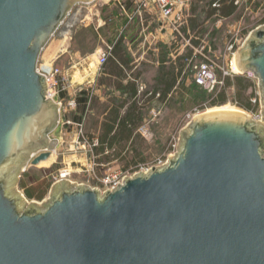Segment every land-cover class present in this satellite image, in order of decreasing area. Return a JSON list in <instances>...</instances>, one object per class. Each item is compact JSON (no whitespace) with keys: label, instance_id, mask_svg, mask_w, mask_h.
Instances as JSON below:
<instances>
[{"label":"water","instance_id":"1","mask_svg":"<svg viewBox=\"0 0 264 264\" xmlns=\"http://www.w3.org/2000/svg\"><path fill=\"white\" fill-rule=\"evenodd\" d=\"M94 1L0 0V264H264V28L236 55L258 78L262 121L197 116L167 165L114 191L62 181L41 205L17 192L59 146L41 55Z\"/></svg>","mask_w":264,"mask_h":264},{"label":"crops","instance_id":"2","mask_svg":"<svg viewBox=\"0 0 264 264\" xmlns=\"http://www.w3.org/2000/svg\"><path fill=\"white\" fill-rule=\"evenodd\" d=\"M100 1L105 4L101 10L100 27L88 24L78 29L70 42L67 41L70 34L56 39V33L40 60L55 62L68 70L69 79L77 90L75 100L78 105L70 115L71 119L79 123L87 116L85 133L97 143L94 151L99 161L109 165L104 172L129 171L148 163L143 152L150 133L145 137L141 129L149 131L152 111L184 102L182 88L183 85L189 87V76L186 65L182 67L179 61L184 60L189 51L182 43H172V31H160L155 15H147L146 20L141 17L129 19L128 15L135 10L130 0ZM212 1H197L191 5L184 33L191 31L202 36L204 25L213 20L216 24L224 21L218 15L207 18L194 11L195 5L208 11L212 8ZM84 13L83 7L78 6L67 20L71 19L70 24L76 26ZM89 34L94 36L97 44L86 52L83 47ZM108 46L113 47L112 56L99 73L97 52ZM76 64L80 67L76 68ZM81 93L89 95L86 108L79 103L83 98ZM80 115L83 118L78 121ZM58 131L64 134L62 128H58L55 134ZM52 137L63 140L59 136Z\"/></svg>","mask_w":264,"mask_h":264},{"label":"built area","instance_id":"3","mask_svg":"<svg viewBox=\"0 0 264 264\" xmlns=\"http://www.w3.org/2000/svg\"><path fill=\"white\" fill-rule=\"evenodd\" d=\"M130 1L133 3L135 10L133 13L128 15L129 19L132 20L135 17H141L142 19L146 20L147 15H155L157 17V21L160 23V31H172V43H182L183 47L191 53V58L186 59L187 72L189 73L190 71L194 70L196 84L203 87L209 93L215 95L219 93L225 86L224 79L226 77L245 76L248 80L253 82L259 91L257 94L258 100H253L254 104H256L257 101L259 102V112L256 114L247 113V115L256 122L262 121V101L258 78L252 72L243 73L240 71L237 65L236 55L255 30L264 28V23L260 24V26L253 30L249 35L248 33L244 34L245 30L238 31L236 33H230L224 52L220 57H218L216 56L214 48L205 40L204 37L191 31H187V33H184L183 31V29L188 26L191 2L200 1L203 3L204 1L211 2L212 0ZM244 3L248 5V0L235 1L236 6ZM78 6L83 7V9L86 11V14H84L87 20L93 22V20L97 18L99 19L97 21V25L98 27L101 26V10L105 4H103L100 0H95L90 4ZM220 7L221 4L219 1H212L213 9H219ZM246 11H248V9ZM71 15L72 13L69 15V17ZM145 23L146 21L144 24ZM112 52V46H108L105 50L97 52L99 73L102 71V68L106 65L109 58L112 56ZM40 63L41 60L39 62L38 71L47 80L49 96L59 105L61 113V122L59 128H62L65 135L63 140L58 139L59 146L52 155L54 158L56 156L61 157V166H63L62 169H60L56 175L53 176V186L58 182L67 181L71 185H86L92 189L100 190L101 193H106L107 191H114L118 187L124 185L125 179L133 178L140 173L147 174L155 168L167 165L169 160L176 156L180 144V134L178 138L174 140L171 148L167 149L162 156L155 159L154 161L139 165L129 171L108 170V172L106 171L103 173V175H100L102 174L101 170L108 169L109 165L99 161V156L94 151L97 143L92 142L85 133V122L87 120V116H85L79 123H76L71 119L70 115L77 110L78 105L75 100V93L77 90L74 88L72 81L69 79L68 70L57 66L55 62L41 63V66ZM77 67H80V65L76 64V68ZM206 110L207 112L209 111L207 108L205 110L197 108L194 110L195 114L189 115V118L193 117V120L195 117L203 115L202 113ZM161 113L162 110L152 111L151 120L153 121L154 119L158 118ZM191 121L188 123V125L191 123ZM141 134L147 137L149 135V131L146 128H142ZM106 154L109 155L110 153ZM68 155L73 156V159L67 161L66 157ZM38 156L39 154L33 155L32 159H35ZM78 157H84L85 164L81 165L83 168L82 170L73 171L71 167H76L79 164V159H77ZM28 167H32L31 164ZM77 173H88L94 182L91 184L89 181L77 182L73 180V175Z\"/></svg>","mask_w":264,"mask_h":264},{"label":"rangeland","instance_id":"4","mask_svg":"<svg viewBox=\"0 0 264 264\" xmlns=\"http://www.w3.org/2000/svg\"><path fill=\"white\" fill-rule=\"evenodd\" d=\"M259 1V0H258ZM263 1V0H261ZM249 2V0H248ZM260 2V1H259ZM195 3V1L191 2V5H193ZM191 9V6H190ZM248 9V11L245 12V14L241 17H239V15H237L236 17L233 18V20L227 21L226 23L224 22H220L219 24H209L208 26H210V28L207 26V28L212 31V29H214L213 27H216V29H220L222 33L218 36V48L215 51L216 56L220 57L225 49V45L228 42V37L230 36V33H236L238 31H243L245 30L248 35L255 30L258 26H260L261 24V20L264 18V7L260 10L255 11V6L252 3H248L246 10ZM86 14V13H85ZM85 14H83L81 20L78 22V24L76 26H72L70 24L71 19L66 20L65 24L61 27V30L59 29L58 36L56 37V39L61 38L63 35H67L70 34V38L67 40L68 42H70L73 39L74 33L75 31H77L78 29H83L84 27H86L88 24L90 25L91 23H93L94 25H97V21L99 19H94L93 22L87 20ZM203 16L207 17V13H203ZM212 23V21H211ZM71 28V29H70ZM71 32V33H70ZM246 33V34H247ZM210 33H207L204 38L205 40L210 44L209 42V36ZM86 38V46L83 47V50L86 52H90L92 49L95 48L96 46V40L94 38V36L92 34H89ZM90 50V51H89ZM190 53V52H189ZM41 63L43 64V62L41 61ZM40 63V66H41ZM195 71L192 70L189 73V86L190 87H194L196 84L195 81ZM198 87H195V90L199 93L201 92H206L208 95H213L211 93H209L207 90H205L203 87L197 85ZM258 90H257V94H258ZM232 92H230V101L223 106H217L214 108H207L209 111L207 112V110L205 111L206 113H211V112H217L219 110L222 109H233L236 111H240L242 113H244L247 116L246 111L239 109L238 107H236L231 101L233 100L232 98ZM184 105V104H183ZM198 108V105H196L195 103H193L192 101H189L188 103H185L184 107H182L181 103H172L169 108L163 109L162 113L159 115L158 118L154 119L151 122V125L148 127L149 129V133H150V137L148 142H146V145L144 146V152L143 155L146 158V162H151L154 161L155 159L159 158L160 156L163 155V153H165V151L169 148H171V146L174 143V140L178 138L180 132L188 125V123L192 120L193 117L189 118V115L191 114H195L194 110H196ZM205 112H203L202 114H206ZM152 119V118H151ZM59 136L61 139L64 138V134L62 135L59 131L57 132V134H54V137ZM63 149V148H62ZM67 161L68 160H72L73 156L68 155L66 157ZM77 159H79V164L74 167L72 166V170L76 171V170H82L83 168L81 167V165H84V157H78ZM61 157H55L54 161H52L50 164L48 165H42L39 167H28L26 172L29 173L31 178H37V177H46L47 181L51 182L52 187H53V176L56 175V173L62 169L63 166H61ZM25 172V173H26ZM103 175L104 170H101ZM92 177L87 174H74L72 179L77 181V182H87L89 181L91 184L92 182H94L92 179ZM23 179L21 178L18 185L16 184L15 188L17 190V192L21 193L24 195L22 189L20 188V182ZM26 181L29 182V180L27 179ZM51 187V189H52ZM51 189L50 192L48 193V195L46 196V198L43 201H30L27 200L26 198V203H32V202H36L38 205L44 204L46 203V201L49 199L50 197V193H51Z\"/></svg>","mask_w":264,"mask_h":264},{"label":"trees","instance_id":"5","mask_svg":"<svg viewBox=\"0 0 264 264\" xmlns=\"http://www.w3.org/2000/svg\"><path fill=\"white\" fill-rule=\"evenodd\" d=\"M220 2L221 7L219 9H208L206 11L205 9L201 10L202 8L199 7V5H195L194 11L198 12V14L201 13H207V18H213V16L218 15L219 19L224 20V23L227 21L233 20L234 17L239 15V17L243 16L246 12L247 4H241L239 6L235 5L236 0H217ZM260 1V2H259ZM249 0L248 3H252L255 6V11L260 10L264 7V0ZM264 23V19L261 20V24ZM209 24H216V21L213 20L212 23ZM208 24V25H209ZM204 25L201 34L202 37H204L207 33H210L209 36V42L210 45L214 48L216 51L218 48V36L219 33L221 34V28L216 29V27H213L212 31H210L207 26ZM210 28V26H208ZM247 32L245 31L244 34ZM187 57H183L184 60H180L182 67L186 65V59L191 58V53L187 54ZM190 73V72H189ZM188 73V76H189ZM225 86L221 89L219 93L216 95H208L206 92H197L195 90V87H198L195 85L194 87H188L186 88L183 85L182 91H183V103L181 104L182 107H184L185 103H188L189 101H192L196 105H198V108L201 110H205L206 108H214L217 106H223L226 105L230 101V92H232V98L231 101L236 107L239 109H242L248 113L256 114L259 112V102L257 101L256 104L253 103L254 99L258 100L257 96V88L256 85L248 80L245 76H234V77H226L224 79ZM83 95V98L80 99L79 103L80 105H83V108H86V105L88 104V98L89 95L86 93H81ZM64 96V95H63ZM180 104V103H179ZM184 104V105H183ZM83 118V115H80L79 119L81 120ZM76 120V119H75ZM22 181L20 182V188L22 189L24 196L27 198V200L30 201H43L48 193L50 192V189L52 187L51 182L47 181L46 177H37V178H31L29 173H24L22 176ZM29 180L26 181V180Z\"/></svg>","mask_w":264,"mask_h":264},{"label":"bare ground","instance_id":"6","mask_svg":"<svg viewBox=\"0 0 264 264\" xmlns=\"http://www.w3.org/2000/svg\"><path fill=\"white\" fill-rule=\"evenodd\" d=\"M238 65V64H237ZM238 68H239V66H238ZM218 112H235V113H239V114H243V115H245L244 113H242V112H240V111H236V110H233V109H222V110H219V111H217V112H211V113H218ZM206 114H209V113H206ZM205 115V114H204ZM53 159H54V157H52L49 161H47V162H44V163H42L40 166H42V165H48V164H50L52 161H53Z\"/></svg>","mask_w":264,"mask_h":264}]
</instances>
